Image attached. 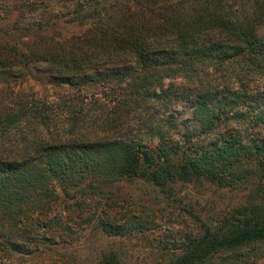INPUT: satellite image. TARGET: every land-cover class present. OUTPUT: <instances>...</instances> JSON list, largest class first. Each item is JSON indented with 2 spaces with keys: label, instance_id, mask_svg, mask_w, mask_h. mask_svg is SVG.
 Returning <instances> with one entry per match:
<instances>
[{
  "label": "trees",
  "instance_id": "16d2710c",
  "mask_svg": "<svg viewBox=\"0 0 264 264\" xmlns=\"http://www.w3.org/2000/svg\"><path fill=\"white\" fill-rule=\"evenodd\" d=\"M62 2L0 0V253L73 231L146 235L168 211L194 229L154 246V264L251 258L264 245V0ZM194 189L242 195L200 208Z\"/></svg>",
  "mask_w": 264,
  "mask_h": 264
},
{
  "label": "rangeland",
  "instance_id": "374dc122",
  "mask_svg": "<svg viewBox=\"0 0 264 264\" xmlns=\"http://www.w3.org/2000/svg\"><path fill=\"white\" fill-rule=\"evenodd\" d=\"M50 4L54 9L63 11L66 9L62 0H50ZM6 91L7 85L0 83V102H7ZM74 195L75 193L72 192L71 198ZM186 195L188 203L193 205L197 203L200 208L215 206L217 209H229L237 203L242 193L214 190L203 193L194 189L191 194ZM193 229V222L189 216L166 211L163 214L157 213L153 230L146 235L112 240L89 232L73 231L64 239H60L58 245L51 250L41 247L27 256L0 253V264H100L102 252L114 249H118L122 255L126 254L123 258L126 264H154L152 254L157 251L154 246L157 247L162 241H168L169 246L175 248L180 245L179 241L182 237ZM241 264H264V245Z\"/></svg>",
  "mask_w": 264,
  "mask_h": 264
}]
</instances>
